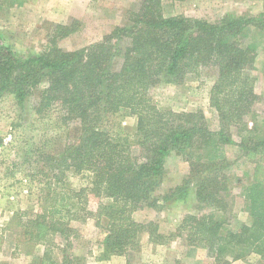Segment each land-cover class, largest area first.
<instances>
[{
	"label": "trees",
	"instance_id": "obj_1",
	"mask_svg": "<svg viewBox=\"0 0 264 264\" xmlns=\"http://www.w3.org/2000/svg\"><path fill=\"white\" fill-rule=\"evenodd\" d=\"M262 2L257 15L227 14L210 21L166 16L162 0H144L140 9L129 11V23L116 26L98 42L67 50L58 40L75 29L56 24L46 49L25 58L0 34V101L11 94L25 110L44 84L33 109L47 113L60 105L65 120L80 126L78 137L70 139L62 153L41 152L48 173L41 167L38 172H45L47 181L40 189L41 211L28 220V241L45 249L32 264H73L66 254L78 232L72 221L88 218H94L104 233V258L136 249L145 233L150 242L165 244L175 233H160L156 222H139L134 212L147 206L163 208L192 191L198 206L209 210L201 216L188 214L176 235L190 226L188 243L207 246L215 264L252 253L264 264V175L240 190L249 222L238 229L226 227V214L234 203L227 154V145L236 143L232 128L239 131L243 150L257 153L264 162V124L250 128L247 121L256 115L259 101L249 71L264 48ZM4 4L0 2V8ZM206 67L217 70L209 97L219 119L217 130L203 111L164 110L151 95L154 87L183 83ZM123 111L137 118L133 134L109 126ZM173 153L188 162V176L156 197ZM68 171L89 173V185L59 190ZM91 200L99 202L95 211L88 207ZM56 237L64 242L57 244ZM55 248L63 254L61 259L54 255Z\"/></svg>",
	"mask_w": 264,
	"mask_h": 264
},
{
	"label": "rangeland",
	"instance_id": "obj_2",
	"mask_svg": "<svg viewBox=\"0 0 264 264\" xmlns=\"http://www.w3.org/2000/svg\"><path fill=\"white\" fill-rule=\"evenodd\" d=\"M143 1L0 0L5 2L0 8V34L19 57L25 58L43 52L56 24H65L75 30L59 39L58 44L67 50H76L100 41L116 26L129 23V11L140 9ZM262 4V0H162V10L166 16L185 15L216 21L227 14L257 15ZM249 73L255 78V91L259 96L254 105L256 115L247 118L251 128L264 124V48H260ZM216 78V68L206 67L183 83H163L154 87L151 95L164 110L203 111L212 128L217 130L218 115L209 100ZM43 87L44 84L35 90L25 110L11 94L4 95L0 101V135L4 139L0 146V264H32L35 256L45 249L42 244L28 241V220L41 211L40 189L47 181L44 173L48 169L43 166L41 152L58 155L68 141L76 139L80 133L79 123L65 120L62 106L54 105L47 113L33 109ZM136 124L137 118L123 111L110 119L109 126L133 134ZM232 133L236 143L227 145V154L231 163L228 170L234 177L230 184L234 203L226 214V227L238 229L249 222L247 205L240 190L249 181L263 178L264 162L259 161L257 153L243 150L240 146L242 138L236 128H232ZM132 150L139 154L137 146ZM39 167L45 168V172H38ZM188 173V162L181 155L171 154L155 196L161 197L182 184ZM89 182V173L68 171L58 189L79 190ZM194 192L185 199L168 202L163 208L147 206L134 212L133 217L139 222H156L160 233L167 236L175 233L165 239V244L150 242L145 233L136 249L104 258V233L94 218H88L72 221L78 232L72 238L73 247L66 254L73 258V264H215L207 246L188 243L190 226L176 235L188 214L201 216L209 210L207 206H198ZM98 205L97 200H91L88 207L95 211ZM62 242L64 240L56 237L57 244ZM54 255L61 259L63 254L55 248ZM228 262L223 264L262 263L256 253L246 259Z\"/></svg>",
	"mask_w": 264,
	"mask_h": 264
},
{
	"label": "crops",
	"instance_id": "obj_3",
	"mask_svg": "<svg viewBox=\"0 0 264 264\" xmlns=\"http://www.w3.org/2000/svg\"><path fill=\"white\" fill-rule=\"evenodd\" d=\"M262 10H263V4H262V7H261V10H260V12H261ZM260 12H259V13H260ZM221 18H223V17H221Z\"/></svg>",
	"mask_w": 264,
	"mask_h": 264
}]
</instances>
